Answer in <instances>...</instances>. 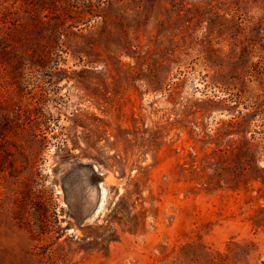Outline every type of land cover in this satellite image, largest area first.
Segmentation results:
<instances>
[{"label":"rangeland","instance_id":"rangeland-1","mask_svg":"<svg viewBox=\"0 0 264 264\" xmlns=\"http://www.w3.org/2000/svg\"><path fill=\"white\" fill-rule=\"evenodd\" d=\"M0 264H264V0H0Z\"/></svg>","mask_w":264,"mask_h":264}]
</instances>
